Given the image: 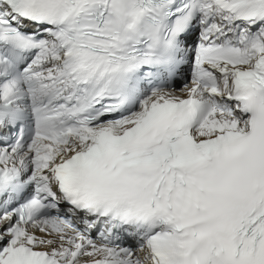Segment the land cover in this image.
<instances>
[{"label":"snow or ice","instance_id":"6c2138e0","mask_svg":"<svg viewBox=\"0 0 264 264\" xmlns=\"http://www.w3.org/2000/svg\"><path fill=\"white\" fill-rule=\"evenodd\" d=\"M0 264H264V0H0Z\"/></svg>","mask_w":264,"mask_h":264}]
</instances>
